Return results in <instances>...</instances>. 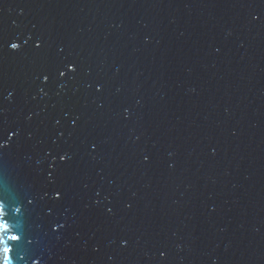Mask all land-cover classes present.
Masks as SVG:
<instances>
[{
	"label": "water",
	"instance_id": "95a60500",
	"mask_svg": "<svg viewBox=\"0 0 264 264\" xmlns=\"http://www.w3.org/2000/svg\"><path fill=\"white\" fill-rule=\"evenodd\" d=\"M0 46L19 264H264V0H0Z\"/></svg>",
	"mask_w": 264,
	"mask_h": 264
},
{
	"label": "snow or ice",
	"instance_id": "6c2138e0",
	"mask_svg": "<svg viewBox=\"0 0 264 264\" xmlns=\"http://www.w3.org/2000/svg\"><path fill=\"white\" fill-rule=\"evenodd\" d=\"M252 20H257V16L252 15ZM34 47L36 51H39L41 44L36 43ZM8 48L10 52L17 54L21 52L22 45L18 42H11ZM0 50H2V46H0ZM75 71V64H68L65 70H58V76L62 79L66 73L72 74ZM47 81L48 76H43L42 82L46 83ZM101 88L102 86L98 85L96 91H101ZM2 115L3 112L0 110V116ZM27 119H31V117L29 116ZM14 138H19V131L9 129L6 122L0 123V154L11 147ZM68 159L70 157L67 153L59 156L61 163ZM48 182L52 183L51 176ZM48 195L45 192L43 196H39L34 191L33 184L22 172L9 174L7 170L0 171V264H19V261H23L25 257L36 256L38 235L33 233L31 221L34 215L37 219H43L36 215V209L38 202L43 201ZM50 199L60 202L63 199V194L59 190L54 191ZM66 226V221H62L59 217H51L47 220L43 235L45 237L55 236L56 239H59ZM163 256L162 252L161 258ZM33 264H37V262L34 260ZM39 264H44L42 259Z\"/></svg>",
	"mask_w": 264,
	"mask_h": 264
}]
</instances>
